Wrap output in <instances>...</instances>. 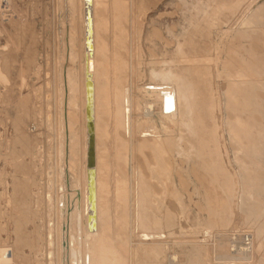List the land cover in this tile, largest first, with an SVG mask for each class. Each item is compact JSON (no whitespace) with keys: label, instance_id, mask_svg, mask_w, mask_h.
I'll return each mask as SVG.
<instances>
[{"label":"rangeland","instance_id":"obj_1","mask_svg":"<svg viewBox=\"0 0 264 264\" xmlns=\"http://www.w3.org/2000/svg\"><path fill=\"white\" fill-rule=\"evenodd\" d=\"M72 1L0 0V264H48L47 260L50 261V258H48L49 255L46 256L47 248L49 247L46 244L47 230H49V236L53 239L50 247L53 250V253H51L57 256L56 258V256L53 257L52 255L53 261H56L55 264H67V260L71 258L62 251L67 249L66 242L68 240L65 234V226L63 227V225L64 221H66L64 220V218L66 219L65 214L68 208L66 204L70 203L69 194L71 191L66 188L68 166L66 153L60 154L62 149L59 146H62V137L59 134L61 125L58 119L63 116L64 105L60 103L61 86L66 88V74L69 75V72L73 70L76 79L81 83L79 78H82L83 70L82 65H80L81 52H83L82 3L81 0ZM256 5L264 6V0L98 1L96 11L99 12V21L100 19L102 21V23L101 21L99 22L102 28L98 27V34L101 29L104 31L100 36L98 35V40L100 39L101 41H98V44L102 46L100 48L99 45V53H102L98 55V58L101 55L103 57L105 54L103 59H101L102 57L99 58L98 64H103L101 66L98 65V67H100L101 73L103 71L106 72L108 69L110 70L108 73H102L103 75H111V77L106 75L104 77L105 80L110 79V83L107 86L105 80L101 79L103 77L99 72V78L102 81V83H99L102 85L104 83L105 85L102 90H105L104 96L106 97L103 99H108L107 96L109 100L111 99L110 105L106 102L104 103L103 112L106 111L104 115H106L105 113L109 114V116L111 115L112 109H110V106H113L111 102L115 100L113 97V94L116 95L115 91L119 88L123 93L128 86L129 89H133V92H130L133 94L135 103H138L136 106L139 105V111H135L133 117L134 121L140 124L137 129L140 130L142 128L145 131L148 126V129L153 131L152 129L156 128L155 130L160 134L159 139H161L160 144H157L160 148L156 147L157 145L152 146L151 142L140 150L135 148L134 151L129 147H119V144L121 145L122 143L121 140L115 139L116 130L114 125L110 121L108 123V116L106 120L104 119L107 123L106 125H108L107 127L104 123L106 126L104 130L109 131H107V137H110L106 138V140H109H107L108 142L106 141V144L110 145L107 151L110 156L107 155L105 159L112 160L106 163L104 170L107 171L106 173L104 171V176L107 175L108 177L106 176L105 180L107 182L111 180L109 183L113 192L116 181L118 182V179L126 177L124 174L132 177V162H134L135 171L137 169L136 176L134 171V181H140V193L137 198L139 208L135 209L136 216L134 228L132 229L136 244L129 250L134 264H172L170 263L172 255L177 256L178 261H176V264H223L216 257L219 253H224L227 250L226 247H228L231 232L227 235L219 234V232L223 233L224 229L230 228V226L233 227V223H235L234 227L235 229L237 228L239 233L237 236L242 239L245 235L244 233H255L257 226L261 222L264 223V180H256V178L264 175V157L263 161L259 158L261 156H259V146L249 144L246 150V147L242 146V142L238 140V142H235L238 144H235V148L238 149V160L236 161L231 149L228 147L227 134L224 133L219 139L224 142L223 144L219 141L221 158L213 159V162H209V166L205 164L207 161L201 163L200 159L193 157L197 151L196 148H191V145L187 143V145L185 144L186 146L184 145L186 148L183 146L185 150L181 147L177 148L176 140L173 139V143L175 142L173 144L171 136L169 137L168 135L169 139H171L170 142L169 139H166L168 137H166L165 131L168 129V132H166L169 133V131H174L179 126L175 124L174 120L169 118L166 120L161 115L160 103V100L164 99V91L161 88L167 85L176 87V85L180 84L176 76L178 74L177 71L182 74L183 70H180V67L183 66V63L182 65L177 63L178 58H181L180 56L184 52L198 56V52L189 49L186 44H183L185 46L182 45L184 47V50H182V47L178 45V41L181 42V39L189 41L193 35H196V28H208L206 27L208 20L211 18L213 20L218 19L220 15H230L229 13H231V16L234 17L238 13L239 16L236 15V18L237 16H243V14L251 17L250 15L253 16L257 9ZM243 7L244 9H241ZM245 8L247 9L245 10ZM203 30L208 29H202L201 32ZM203 34L201 35L203 36ZM207 34L205 33V38H209ZM229 35L233 37L234 32H230ZM103 46L106 47L103 48ZM72 51L76 52L74 56L77 55L75 57L72 56L76 60L70 58V61L69 57ZM215 53V51L212 52L214 55ZM212 54V57L209 56L205 60L206 62H202L201 70L205 71L206 79L213 82V79H215V84L212 86H214L215 90L217 88L218 96L214 92L213 94L216 95V99L219 97L215 113L218 116L217 119H220V131H222L226 126V115L230 113V111L227 112L226 110L227 104L223 93V89L226 90L227 85L225 77L228 73L226 72L228 66L227 63H224L225 53L221 54L219 59L221 61H214L217 59ZM210 61L214 62L212 64L215 67L212 66ZM105 64H107L106 67ZM115 64H119V66ZM196 64L200 65L201 62H196ZM223 64H225L226 68ZM208 65H211L212 70H210L211 73L209 74L208 72L210 71L207 69H210V67L208 68ZM103 66L104 70L101 68ZM118 67L122 68V70ZM216 68L219 72H221L220 69L224 70L221 78L219 77L220 79L218 76L221 73L217 72ZM58 70L60 71L58 72ZM168 70L172 71V73L169 74ZM186 72L189 73L190 70ZM186 72L183 73L187 74L186 77H189V79L185 82L188 81L191 84V72L189 75ZM77 75L79 76L77 77ZM213 75H215V78ZM223 75L226 76L223 78ZM209 76H213L212 79ZM60 78L61 80L64 78V80L61 81ZM1 79L3 80L1 81ZM112 79L116 82L114 83ZM222 80L223 82L220 83L219 81ZM65 88L63 89L65 90ZM191 89H193L192 86L189 90L191 97H193L196 93L194 94L195 89H193L194 91ZM64 90L63 95H65ZM158 90L159 93L157 94ZM220 90L221 92L219 93ZM57 96L60 97L57 98ZM195 98L197 97L195 96ZM149 102H153V113H155L145 117V112L143 111ZM106 105H109V108ZM80 112L78 122L83 126V123H81L82 113ZM58 113L62 115L60 116ZM231 115L228 114L229 117ZM161 119L168 124V127ZM17 122L20 125L22 124V127ZM111 127L113 128L111 129ZM16 129H18L17 132L15 131ZM110 129L114 132H110ZM19 130L22 132L20 133ZM252 131L255 132L256 129ZM122 133L124 132L122 131ZM58 136L61 138H58ZM137 137L139 138L138 134ZM239 137L242 138V135L240 134ZM111 140L113 141L111 142ZM64 143L66 147L65 140ZM252 143L254 144V141ZM182 144L184 143H179V145ZM251 145L254 147H251ZM115 147L117 149L116 153ZM153 147H156L158 151ZM180 148L184 150L183 152L188 150L187 152L191 153L192 156L189 153L188 155L192 158L186 156L187 154L184 155L185 153H182ZM125 149H129V152ZM57 150L60 153H57ZM60 157L62 158L60 159ZM187 157H189L188 160L186 159L187 161L185 160L186 162H184V158ZM163 159L168 162L171 160V164ZM191 163H194L192 164L194 166L193 169ZM56 164L58 165L56 166ZM111 166L112 168L110 169ZM108 170L110 171L108 172ZM259 171L263 173L260 174ZM118 172L119 174H117ZM140 172L143 176L146 175L145 177L152 183V186L163 179L164 183H158L156 186L155 193L158 196L149 193L147 194L148 196L142 194V189L146 182L139 177ZM122 173L123 175H121ZM154 174H156V177H154ZM79 175L82 178L83 174L79 173ZM57 176L60 178L58 179ZM121 176H124V178ZM135 177H139L140 180ZM157 179L159 180L157 181ZM56 180H59L58 183ZM83 182L81 181L79 186H82ZM199 186L203 187L201 194L197 192ZM16 193L20 195L17 196ZM49 193H51L52 198L54 197L50 208L45 197V194L48 195ZM111 197L110 202H113V193ZM56 202L59 204V210ZM112 202L109 203V215L112 217L114 225L117 220H115L116 217L113 215L114 206L112 204L114 205V203ZM228 213H231V215ZM222 214L223 216H221ZM155 215L158 218V222L154 221ZM220 216L222 219H220ZM228 219L229 224L226 228V223L224 222H227ZM21 221L23 223L25 221V223L23 224ZM221 221H224L223 224ZM52 230L55 232L52 233ZM51 233L54 236L58 234L59 237L58 235L54 237ZM63 238L65 239L63 240ZM83 238L81 234L79 241L80 253L84 252L85 240ZM19 247L23 248L20 249ZM56 248L58 251H55ZM61 251L62 254L60 256ZM55 252L56 254H54ZM257 252V262L261 259L258 264H264V246L261 247V250L258 248Z\"/></svg>","mask_w":264,"mask_h":264},{"label":"bare ground","instance_id":"obj_2","mask_svg":"<svg viewBox=\"0 0 264 264\" xmlns=\"http://www.w3.org/2000/svg\"><path fill=\"white\" fill-rule=\"evenodd\" d=\"M70 1H72V0H70ZM98 1L99 0H91V2L89 1L91 3V11H92V25H91L92 46L87 47L88 30H87V24H86V15H87V7L89 6V2H88V0H81V3H82V5H81V11H82L81 22H82V26H83V34H82V36H83V47H82L83 50L82 51L83 52H81L82 55L79 54V55H81V58H80L81 64L80 65H82V67H83L82 78H79V79H81V83L78 82V80L76 79L73 70H71L69 72V70H70L69 69L68 70L69 75L66 74V76H65L66 77V80H65L66 88L61 86V102L60 103H61V105L62 104L64 105L63 106L64 108L62 110L63 116H61L62 114L58 113V115L60 114V116L62 117L61 119L60 118L58 119V120H60V125H61V131L59 130L60 133L59 132L58 133L62 137V143H61L62 146H59L62 149L61 150L62 153H60L58 150H57V153L59 152L62 155H63V153H66V160H67L66 162H67V166H68L67 167L68 168V171H67V179L68 180H67L66 188H67V190L71 191L69 194L70 195L69 196L70 197V203L66 204L68 206L67 212L65 214L66 219L64 218V220H66V221H64V225H63V227L65 226V234L67 235V240H68L66 242L67 249H65V250L63 249L62 251L65 252L66 254H68L69 257H71V258L68 257L69 259L67 260V264H134L129 250H131L132 246L134 244H136V240L134 239V233L132 232V229L134 228V222H135V216H136L135 215V209L139 208V203L137 201V198L139 197L138 194L140 193V185H139L140 181H134V177H133L134 171H135L134 162H132V165H133L132 166V169H133L132 177H129L126 174H124V176H126L127 178L126 177L124 178V176L123 177L121 176L124 179L120 178V179H118V182L116 181L113 192H112V188L110 187L111 184L109 183L111 180L109 182H107V180H105L106 179L105 177L107 176V175L104 176L105 175L104 169H105L106 163L109 160L112 161L111 159H109V160L105 159L106 156L109 155L107 151L109 149L108 146H110L109 144L108 145L106 144L109 141L108 139H107L108 140L107 141L106 138H110V137H107L108 136L107 135L108 130H104V128L106 126L108 127V125H106L107 123L105 122L106 117L108 116V123L110 121L114 125V128L116 130V132H115L116 138L115 139H117L119 141L121 140L122 144L121 145L119 144V147L120 146L122 148H124V147L128 148L129 147V148L133 149L132 151H134L135 148L140 150L143 147L147 146L146 144L149 142H151L152 146H156L157 144H160L161 139H159L160 134L157 132V130H155L156 128H154V127H153L154 129H152V130L156 131V132L149 130L148 126H147L145 131L142 128L140 130L137 129L140 127V124L137 121H134L133 117L135 115V111H139V109H138L139 105L136 106V104H138V103H135L134 98H133V94H131V92H130L133 89L132 90H131V88L129 89L128 86L126 87V89L123 93L121 90H119V88L115 91L116 95L113 94L114 92L112 93L114 95L113 97L115 98V100H114V102H111V103H113V106L112 105L110 106L111 107L110 109H112L111 115L109 116V114H107V113H105L106 115H104V112H106V111L103 112V107H105L104 103L106 102L107 104L110 105L111 99L109 100L108 96H107L108 99H103L104 97H106V96H104L105 90L104 91L102 90V88L105 85H104V83H103V85L99 83V82L102 83V81L99 78L100 77L99 72L101 73V71L99 70L100 67H98V65L101 66L103 63L98 64L99 58L102 57V55H101L98 58V55H100L102 53V52L99 53L100 48L102 46L100 44H98V41L101 42L100 39L98 40V35L100 36L104 31H102V29H101L99 34H98V31H99L98 27L102 28V26L99 25V22L101 21V19L99 21V18H98L99 12L96 11ZM228 2H230V1H228ZM250 6H247V7H250ZM256 6H257V9H256L255 13L253 14V16L250 15L251 17L247 16V14L246 15L243 14V16L241 15L240 17H238L239 16L238 13L236 14V15H238L237 18L235 17L236 15L234 16L233 14L232 15L235 18L232 17L231 13H229L230 15H228V14L220 15V16H218V19L213 20L211 18L208 20L207 25H206V27H208V28H202V27L196 28V32H195L196 35L195 36L193 35V37L190 38L189 41H187V39H184V40L181 39V42L178 41V43H179L178 45L180 47H182L183 44H186V46H189L188 47L189 49H193L194 52H198V56H194L195 54L190 55L188 51H187L188 53H186V52L183 53V51H182L183 54L180 56L181 58H178L177 63H179L180 65H182V63H183V66L180 67V70H183V71H182V74L180 72L181 78H180L179 71H177L179 76H178V74L176 76V77H178V81H180V84L176 85V87L171 86V85H167V86H164V88H161V90L163 89V91H164V93H163L164 99L160 100L161 115L164 118H166V120L168 118L171 120H174L175 124L179 126L174 131H169V133H167L168 129L167 130L165 129L167 131L166 132L164 130L165 135L167 134L166 137H168V135H169V137L171 136V139H172L171 142L172 143H173V139L176 140L177 148L178 147L184 148L187 144L191 145V148H196L197 151L194 153L195 156H193V157L200 159L201 163H203V161H207V163H205V164L208 166H209V162H213V159L221 158V156L219 154L220 153V148H219V146H220L219 141L220 140L219 139L221 138V135H223L224 133L227 134L228 138L226 137V139H227L226 141L229 145V146L228 145L227 146L231 149L233 156H234V159L236 161L238 160V156H237V154H238L237 150L238 149L235 148L236 147L235 142H238V140L240 142H242L241 145L246 147V150H247V147L249 144L258 145L259 146L258 148L260 151L259 156L261 155L259 158H261L263 161V157H264V6H261V5H256ZM254 7H255V5H254ZM218 8H220V7H218ZM228 8H229V6H228ZM220 9H222V8H220ZM241 9H244V7ZM246 9L247 8H245V10ZM245 13H246V11H245ZM102 20H104V19H102ZM101 23H102V21H101ZM202 29H208V30H203V32H201ZM230 32H234L233 37H232V35H229ZM205 33H208L207 35H209V38L204 37ZM201 34H203V36ZM72 35H74V34H72ZM71 37H73V36H71ZM101 40H102V38H101ZM99 45H100V48H99ZM183 46H185V45H183ZM105 47L103 46V48H105ZM183 48L184 47H182V50H184ZM113 50H115V49H113ZM213 51L216 52L215 55L212 54ZM103 52L105 53V51H103ZM75 53L76 52H73V51L70 53L69 60H70V58L76 60V58H72V56H74ZM222 53L226 54L224 63H227V66H228L227 71H226V72H228L227 76L225 75L226 76L225 77L223 75V78L225 77L226 82H227L226 90L223 89V93L225 95L224 96L225 100H226L225 102L227 104L226 110H227V112L230 111V113H228V114H230V115L232 114V115L230 117L228 116V114L226 115V119H227V120H225L226 126L222 131H220V128H221L220 124H219L220 119L219 120L217 119L218 116L215 113V111L218 107V105H217L218 101L217 100H219L218 99L219 97H217V99H216V95L218 96L217 88L215 90L214 86H212L213 84H215L214 83L215 79H213L214 82L209 80V79H206V74L204 73L205 71L201 70V69L203 66L202 62L205 61L206 59H208L209 56H211V54L214 55L215 59H217L214 61H218L221 58ZM103 57H105V54ZM103 57L101 59H103ZM75 60H73V61L75 62ZM108 60H109V58H108ZM108 60H107V64H108ZM101 61H103V60H101ZM219 61H221V60H219ZM222 61H223V59H222ZM196 62H201V64L200 65L196 64ZM115 63H117V62L115 61ZM207 63H209V62H207ZM207 63H204V64H207ZM212 63H214V62H211V64ZM107 64H105V67ZM218 64H220V63H218ZM115 65L119 66V64H115ZM122 65H123V67H125L124 64H122ZM122 65H120V66H122ZM223 65L226 68L225 64H223ZM60 66H62V65H60ZM210 66L208 65L207 67L209 68ZM212 66L215 67L214 64H212ZM101 68H103V70H104V66ZM108 68H105V69H108ZM118 68H120V67H118ZM203 69H204V67H203ZM222 69H224V68L222 67ZM222 69H220L221 72H219L216 68L217 72L221 73L220 76H218V78L219 77L221 78L222 73H224V70L222 71ZM120 70H122V68H120ZM189 70H190L191 75H192V76L190 75V77L192 78L191 84L188 83V81L185 82L187 79H189V77L187 78L186 77L187 74L183 73V72H186ZM207 70L210 71L211 67H210V69H207ZM59 71L60 70H58V72ZM109 71L110 70L108 69L106 72L108 73ZM168 71H169L168 72L169 74L172 73V71H170V70H168ZM211 71L210 72L207 71L208 74L211 73ZM68 72H66V73H68ZM106 72L103 71L102 73L104 74ZM190 72L189 73L186 72V73H188V75H189ZM89 74L92 78V85H93V89H94L93 90V92H94V94H93V104H94L93 118H94V122H95L94 136H95V141H96V143H95V154H94V160H95V165H94V178H95L94 197H95V215L96 216H95V225L92 229L90 228V216L93 213V210L91 208V201H90V197H89V178H88V160H87V158H88L87 157L88 156V145H89L88 123H87V106H88V104H87V90H88L87 78H88ZM103 74L101 75L103 77L101 79H104V77L106 75V74L105 75H103ZM109 74H111V73H109ZM214 74L216 75L217 73H214ZM215 75H213L214 78H215ZM78 76L79 75H77V77ZM106 76L111 77V75H108V74ZM209 77H211V76H209ZM212 77L210 79H212ZM115 78L117 79V77H115ZM207 78H208V76H207ZM2 80L3 79H1V81ZM60 80H61V78H60ZM62 80H64V78ZM107 80H105V82H106V85L108 86V84L110 83L109 82L110 79L108 81ZM207 80H209V81H207ZM113 82H114V80H113ZM113 82H111V83H113ZM219 82L221 83V82H223V80L219 81ZM219 82H218V84H219ZM4 84H6V83H4ZM101 85H102V87H101ZM223 85H224V83H223ZM111 86H113V85H111ZM191 86L193 89H195V91L193 89H191V90L194 91V94L196 93L193 97H191L190 90H189V88ZM110 87H109V91H110ZM113 87H115V86H113ZM223 87H225V86H223ZM63 88H65V90ZM114 89H116V88H114ZM158 89H160V88H158ZM63 90L65 92L64 93L65 95H63ZM224 90H225V92H224ZM106 91H107V89H106ZM213 92L216 95H214ZM220 92H221V90L219 91V93ZM158 93H159V90H158L157 94ZM195 96L197 98H195ZM214 96H215V98H214ZM59 97L57 96V98H59ZM193 98H195V99H193ZM152 103L149 102L148 106L146 105V107L143 111V112H145L144 113L145 117L151 116V114L153 113V104ZM172 104L174 107L170 111H166L165 105L171 106ZM58 105H59V103H58ZM109 105H106L107 108H109L108 107ZM221 107H222V105H221ZM104 109H106V108H104ZM223 111H225V110L223 109ZM79 112L82 113V122L81 123H83V126H82V124H80V122H78ZM16 116H18V115H16ZM137 116H139V115H137ZM11 117H12V115H11ZM55 120H57V119H55ZM161 121L163 122L164 120L161 119ZM104 123L106 126L104 125ZM142 123H143V121H142ZM163 123L165 124L166 122H163ZM18 124H19V126L22 125V124L20 125V123H18ZM154 126H155V124H154ZM167 127H168V124H167ZM112 128L113 127H111V129ZM80 129H81V131H80ZM150 129H151V127H150ZM253 129H256V131L253 132L252 131ZM17 130L18 129H16L15 131L17 132ZM137 130H139L138 133H136ZM122 131L124 133H122ZM19 132H20V130H19ZM82 132H83V135H82ZM110 132H114V131L111 130ZM137 134H138L139 138L137 137ZM240 134L242 135V138L239 137ZM55 135H56V133H55ZM250 136L252 137V139ZM61 137L58 136V138H61ZM169 137L166 139L168 140ZM171 139H169V142ZM222 139L224 140L223 137H222ZM8 140H9V138H8ZM64 140L66 142V147L64 146V144H65ZM112 141L113 140H111V142ZM252 141H254V144L252 143ZM181 142H183L184 144L179 145V143H181ZM220 142H222V141H220ZM222 143L224 144V142H222ZM223 144H222V146H223ZM115 145H116V142H115ZM192 145L195 147H193ZM236 145H238V144H236ZM252 145H251V147H254ZM161 146H162V144H161ZM165 146H166V144H165ZM171 146H173V145H171ZM156 147H158V145ZM156 147H153V148L155 149ZM15 148H16V146H15ZM56 148H57V146H56ZM158 148H160V146ZM167 148H168V146H167ZM177 148H176V150H177ZM181 148H180V150H181ZM185 148H184V150H185ZM64 149H65V152H64ZM162 149H163V147H162ZM116 150L117 149L115 147V153H116ZM125 150L127 152H129V149L128 150L125 149ZM156 150H157V148H156ZM184 150H181V152L185 153L184 155L187 154L186 156H189L188 155L189 152H187L188 150L186 152H183ZM192 150H191V152H192ZM60 154H59V156H60ZM189 154L191 155V153H189ZM168 155H170V154H168ZM82 156H83V160H82ZM201 156L203 157V159ZM189 157L184 158V162H186ZM61 158L62 157H60V159ZM132 158H134V157H132ZM190 158H192V157H190ZM58 160H59V158H58ZM58 160H57V162H58ZM138 160H139V158H138ZM241 160H242V158H241ZM250 160H251V158H250ZM250 160L248 159V161H250ZM133 161H135V160L133 159ZM142 161H143V159H142ZM170 161L171 160H169V162ZM165 162H168V161H165ZM157 163H158V160H157ZM161 164H162V162H161ZM170 164H171V162H170ZM192 164H194V163H191V165ZM57 165L58 164H56V166ZM109 165H111V164H109ZM164 165H166V164H164ZM140 167H142V166H140ZM188 167H189V165H188ZM193 167L194 166L192 165V169H193ZM111 168H112V166L110 167V169ZM202 168H203V166H202ZM56 169H55V171H56ZM106 171H105V173H106ZM109 171L110 170H108V172ZM136 172H137V169L135 171V176H136ZM141 172L139 174V177L141 179L143 178L146 182V183H144L145 186L142 189V194L147 195L149 193V194L155 196L156 195V193H155L156 192V186L158 183L163 184L164 183L163 179L161 180L162 182L160 181L157 183L155 181L157 184H154L152 186V183L145 177L146 175L143 176L141 174ZM263 172H264V167H263ZM79 173L83 174L82 178L79 175ZM262 173L260 172V174H262ZM117 174H119V172ZM117 174H116V176H117ZM158 174H160V173H158ZM121 175H123V173ZM155 175L156 174H154V177H156ZM58 176H60V175H58ZM58 176H57V178L59 179L60 177H58ZM139 177H135V178H137V180H140ZM148 177H149V175H148ZM83 178H84V182H83ZM157 178H159V177H157ZM260 178H256V180L257 181L258 180L263 181L264 175H261ZM159 179H157V181ZM79 180H81L83 182L82 186H79V183L81 184V181L79 182ZM56 181L58 183L59 180H56ZM147 181H149V182H147ZM259 184H260V182H259ZM261 185H262V183H261ZM18 188H19V186H18ZM202 188H203L202 186H199V188L197 189V192L198 193L200 192V194H201ZM63 189H64V187H63ZM49 191H50V188H49ZM79 191H80V193H79ZM17 193H16V195H17ZM45 193L47 194V192H45ZM112 193L114 196L113 197L114 200H113V202L112 201L111 202L114 203V205L112 204V206H114V209L113 210L111 209V210L114 213V214L113 213L112 214L116 217L115 220H117V223L115 222L114 225L112 222V217H110V215H109V208H110L109 203H111L110 197H111ZM46 194H45V197L47 198L49 208H50L51 204H53L54 197L52 198L51 193H49L48 195H46ZM18 195H20V194H18ZM57 195H59V194H57ZM55 196H56V194H55ZM156 196H158V195H156ZM13 201H15V200H13ZM19 201H20V198H19ZM56 204H57V202H56ZM58 205L59 204H57V206ZM112 206H111V208H113ZM16 208H17V206H16ZM263 209H264V205H263ZM58 210H59V206H58ZM229 212H230V210H229ZM229 215H231V213ZM221 216H223V214ZM221 216H220V219H222ZM15 217H16V215H15ZM17 218H19V217H17ZM223 218H225V217H223ZM226 218H229V217H226ZM25 219H26V217H25ZM120 219H121V221H119ZM17 220H20V219H17ZM231 220H232V217H231ZM81 221H82V223H81ZM154 221L158 222V218L156 217V215L154 216ZM221 222L223 224L224 221H221ZM227 222H224V223H226L225 227L228 226L229 219ZM21 223H23V222L21 221ZM24 223H25V221H24ZM53 223H55V222H53ZM233 224L235 225V223H233ZM234 225H233V227L230 226V228L226 227L227 229H224L223 233L219 232V234H222V235L223 234L227 235L230 232L231 233H230V237H229V241H228V247H226L227 250L224 251V253H221V254L219 253L217 255L216 259L219 260V262H221L223 264H234V263L238 264V263H246V262L248 264H249V262H250V264H258L261 259H259V261L257 262V256H258L257 249L259 248L261 250V247L264 246V223L261 222V224H259L257 226V228L255 229L256 230L255 233H249V232L244 233L245 235L242 237V239H241V237L237 236L239 233H238L237 228L235 229ZM22 226H24V225H22ZM54 226L55 225L53 224V227ZM113 227H115V228H113ZM79 228L81 229V234L83 235V237H84L83 239L85 240L84 252H83L84 254L79 252L80 251L79 241H80V235H81ZM221 228H223V227L221 226ZM22 231H23V228H22ZM48 231L49 230H47V242H46V244L49 247L48 248L46 247L48 249L46 252V254H47L46 256L49 255L48 258H50V261L49 260H47V261H48V264H55L56 261H53V259H52V255H53L52 251L53 250L50 247V245L52 243L51 240L53 241V239H52V237L49 236ZM221 231H223V230H221ZM54 232L52 230V233H54ZM29 235H31V234H29ZM56 235H58V234H56ZM56 235L55 236L53 235V236L56 237ZM58 237H59V235H58ZM64 239L65 238H63V240ZM31 240H33V239H31ZM23 241H25V240H23ZM54 242L56 243V241H54ZM58 243L60 244V242H58ZM256 244H257V246H256ZM58 245H57V247H58ZM13 247H15V246H13ZM17 248H18V246H17ZM22 248H20V249H22ZM55 251H58V249L56 248ZM62 251L60 253V256L62 254ZM54 254H56V252ZM17 256H19V255H17ZM55 256L53 255V257H55ZM56 258H57V256H56ZM56 258H55V260H56ZM176 261H178L177 256L172 255L170 263L176 264L177 263Z\"/></svg>","mask_w":264,"mask_h":264},{"label":"water","instance_id":"obj_3","mask_svg":"<svg viewBox=\"0 0 264 264\" xmlns=\"http://www.w3.org/2000/svg\"><path fill=\"white\" fill-rule=\"evenodd\" d=\"M91 2V0H88V2ZM89 2V6L87 7V15H86V24H87V47L92 46V38H91V25H92V11H91V3ZM87 123H88V178H89V197L91 201V208L93 210V213L90 216V228L92 229L95 225V197H94V186H95V178H94V154H95V136H94V129H95V122H94V104H93V85H92V78L90 74L87 78ZM173 104L165 105V110L170 111L173 108Z\"/></svg>","mask_w":264,"mask_h":264}]
</instances>
